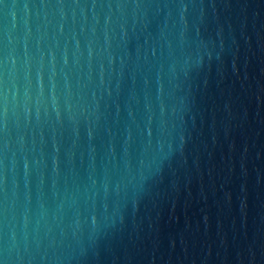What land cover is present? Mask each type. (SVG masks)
<instances>
[{
	"label": "water",
	"instance_id": "95a60500",
	"mask_svg": "<svg viewBox=\"0 0 264 264\" xmlns=\"http://www.w3.org/2000/svg\"><path fill=\"white\" fill-rule=\"evenodd\" d=\"M0 264H264V0H0Z\"/></svg>",
	"mask_w": 264,
	"mask_h": 264
}]
</instances>
